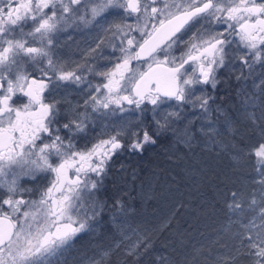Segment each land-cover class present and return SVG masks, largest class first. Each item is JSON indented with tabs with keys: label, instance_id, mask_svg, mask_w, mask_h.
<instances>
[{
	"label": "snow or ice",
	"instance_id": "obj_1",
	"mask_svg": "<svg viewBox=\"0 0 264 264\" xmlns=\"http://www.w3.org/2000/svg\"><path fill=\"white\" fill-rule=\"evenodd\" d=\"M109 16L121 22H109ZM201 19L227 27L194 33L177 55L183 36ZM80 25L105 34L113 67L100 70L88 59L104 39L88 47L75 69L61 62L59 34ZM229 36H238L237 48L247 50L239 58L244 66L251 69L249 57L264 61V0H0V264H54L79 233L91 230L90 221L106 207L98 194L110 161L125 149L142 153L145 146L155 145L157 136L179 118L178 112L165 109L170 101L180 108L199 107L209 121L200 131L213 143L220 144L218 136L234 135L229 116L220 129L215 126L214 97L199 87L216 88L218 70L230 63L234 40ZM96 38L91 37L93 42ZM91 75L102 82L93 85ZM71 85H85L87 97L83 105L69 104L62 115L60 101L48 102V97L74 90ZM250 100L245 97L243 103ZM125 105L135 106L141 116L152 105L155 134L140 117L134 123L121 116L111 128L105 125L102 138L91 147H77L75 141L88 130L89 121L115 117L117 110L130 112ZM216 112L223 114L219 106ZM248 118L257 119L254 113ZM252 155L264 176V143ZM38 174L51 179L37 199H25L23 193L31 190L20 187L21 177L36 179ZM116 205L122 207L121 201ZM228 208H242L237 193ZM258 215L262 223L256 225L254 218L250 226L260 231L247 237V246L256 257L253 264H264V207ZM148 246L137 241L129 254ZM106 255L88 264H102Z\"/></svg>",
	"mask_w": 264,
	"mask_h": 264
},
{
	"label": "trees",
	"instance_id": "obj_2",
	"mask_svg": "<svg viewBox=\"0 0 264 264\" xmlns=\"http://www.w3.org/2000/svg\"><path fill=\"white\" fill-rule=\"evenodd\" d=\"M249 63L251 69L241 63L233 71L217 73L215 89L204 87L214 97L215 126L220 129L229 116L235 134L218 136L220 144L213 143L200 131L201 122H209L202 116L187 123L185 140L168 130L142 153L127 149L118 153L98 194L106 207L91 230L75 237L54 264H88L90 259L100 260L103 252L108 255L102 264H253L256 257L249 254L247 237H255L260 229L251 228L250 221L255 218L254 223L261 224L258 214L264 207V184L259 182L264 176L252 155L264 143V61L249 57ZM92 64L104 70L97 55ZM89 79L93 85L102 82L95 75ZM85 88L71 87L74 90L49 96L48 101L59 100L63 115L69 104L83 105ZM245 97L251 98L247 105ZM217 106L223 114L216 112ZM183 108L188 110L186 116L201 111L189 105ZM149 112L143 114V126L155 134ZM249 113L255 114V122ZM105 125L111 128L108 118L89 121L92 144L102 138ZM233 192L242 205L235 212L228 208ZM137 241L147 242V250L141 247L138 254H129Z\"/></svg>",
	"mask_w": 264,
	"mask_h": 264
},
{
	"label": "flooded vegetation",
	"instance_id": "obj_3",
	"mask_svg": "<svg viewBox=\"0 0 264 264\" xmlns=\"http://www.w3.org/2000/svg\"><path fill=\"white\" fill-rule=\"evenodd\" d=\"M259 2V0H258ZM118 11V10H117ZM109 22L119 23L120 17L116 16H109ZM109 25L105 24L104 27L107 28ZM227 26L226 25H217L212 23L208 20L201 19L199 23H195L189 31L183 36L184 44H181L176 49V54L179 55L182 51H184L187 42L192 38L194 33L202 30L203 28H207L210 31H223ZM30 30V22L29 27L25 28V31ZM110 36L111 33H108ZM139 34H137L138 36ZM97 37L96 41L93 42L91 37ZM100 39H104L105 43L101 45L100 49H97V57L101 58L102 60V67L104 70L111 68L115 64V57L112 56V48L110 44L107 43V37L105 34L100 31V29L96 28H85L83 25H80L78 28L73 26L68 28L66 31L61 32L58 36V48L57 52L61 58V62L66 64L67 69H75L77 64L84 62V53L87 51L88 47H96V43L100 42ZM230 40H234V43L230 47V63L224 68L218 70L217 73L222 72H230L233 71L236 67V60L238 54L237 45L239 43V37H232L229 36ZM116 55L118 56L119 53L117 52ZM89 62L92 63V57H89ZM235 63V64H234ZM39 76V73H37ZM83 86V85H82ZM70 87H76L75 85H71ZM81 87V86H80ZM204 88V86H199ZM207 87V86H205ZM49 98V97H48ZM49 100V99H48ZM51 102V101H48ZM77 147L80 149L87 147H91L92 145V135L91 130H87L85 133H80L75 141ZM51 176L47 179L43 178V174H38L36 179H28L27 177H21L20 179V187L24 189H30L31 191H26L23 193L25 199H37L39 196V192L42 186L47 185ZM19 195V194H18Z\"/></svg>",
	"mask_w": 264,
	"mask_h": 264
},
{
	"label": "rangeland",
	"instance_id": "obj_4",
	"mask_svg": "<svg viewBox=\"0 0 264 264\" xmlns=\"http://www.w3.org/2000/svg\"><path fill=\"white\" fill-rule=\"evenodd\" d=\"M246 51L247 50L246 49H243V48L238 49L237 60H236V67H239L241 65V61L239 59L240 58V55L243 54ZM200 94H201L200 92L199 93L197 92V95H200ZM176 105H177V102L175 100H172V101H170L168 103V105H165V109L167 111H176V112H178L180 114L178 119L177 118H173V121L174 122L172 123V126L168 130L171 133H173L176 137H178L179 139L185 140L189 136L188 133H187V131L189 130L187 123L193 122V120L196 119L197 117H202L201 111L194 112L193 114H189V115L186 116V113H187L188 110L184 111V108L183 107L182 108L176 107ZM189 106H191L193 108L192 105L189 104ZM125 107L126 108H129L130 107L131 108V111L130 112H126V113H120L117 110V113H116V116L115 117L108 118L109 121H110V123H111V127H112L113 123L116 122L118 120V118L121 117V116L130 118L134 123L135 122H138L137 121V117H140V119L143 118V115L141 116V114L135 109V106L125 105ZM146 107H147V109H149V111H150L149 114L151 115V118L153 120V113L151 111L152 105H146ZM196 108L198 109L199 107H196ZM191 112H193V110H191ZM153 122H154V120H153ZM203 123H205V122H203ZM203 123L201 122L202 125H203ZM186 129H187V131H186ZM27 178L28 179H32L30 177H27ZM139 193H140V191H139ZM90 223L92 225L93 221H90ZM86 231L87 230H85L84 232H86ZM82 233L83 232L79 233L78 235H80Z\"/></svg>",
	"mask_w": 264,
	"mask_h": 264
}]
</instances>
